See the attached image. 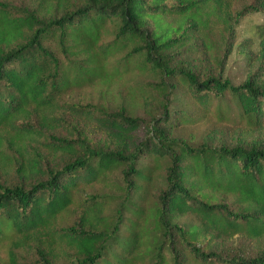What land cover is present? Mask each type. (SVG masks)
<instances>
[{
  "label": "trees",
  "instance_id": "16d2710c",
  "mask_svg": "<svg viewBox=\"0 0 264 264\" xmlns=\"http://www.w3.org/2000/svg\"><path fill=\"white\" fill-rule=\"evenodd\" d=\"M33 1L29 7L0 0V243L9 240L8 264H22L18 251L33 248V264H131L141 248L150 264H264V250L224 258L204 250L236 235L264 238V140L258 137L264 65L233 83L222 70L201 75L185 64L186 54L208 55L223 68L218 51L224 58L231 53L240 20L263 11L264 0L237 11L235 0ZM107 24L113 37L102 42ZM215 29L218 41L211 38ZM50 40L63 58L45 43ZM254 41L262 62L263 28L252 29L237 48L250 58ZM119 52L116 72L122 64L159 77L157 97L145 99L148 118L124 107L62 100ZM178 86L207 111L243 124L242 138L212 144L173 136L195 120L171 107ZM92 123L105 140L90 137L85 127ZM118 167L128 198L144 193L163 170L153 204L145 208L141 196L106 216L111 197L87 195L78 201V222L59 224L83 186ZM128 208L145 225L125 219Z\"/></svg>",
  "mask_w": 264,
  "mask_h": 264
},
{
  "label": "rangeland",
  "instance_id": "374dc122",
  "mask_svg": "<svg viewBox=\"0 0 264 264\" xmlns=\"http://www.w3.org/2000/svg\"><path fill=\"white\" fill-rule=\"evenodd\" d=\"M6 1L14 5L22 4L29 7L35 5L33 0ZM249 2L250 0H235L232 3V10H240ZM112 28V24L106 25L105 31L101 34L102 42L112 39ZM238 28L237 42L233 45L232 51H230L231 53L224 58L223 55L225 52L222 51V49L218 51L220 55L219 62L222 64L223 68H219L218 66L221 65H219L213 57L208 55L201 56L200 58L186 54L185 64L189 65L192 70L201 75L218 73L222 70L223 77L229 78L233 83L242 82L247 74L258 69L260 64L264 65V57L261 62L260 52L255 41L251 45V50H253V52L250 58H246L245 53L238 50L237 43L250 37L252 29H264V10L261 12H251L245 15L242 20H240ZM219 30L215 29L213 31L211 34L212 40H219ZM55 42V40H50L45 43L63 58L59 53ZM122 54L123 52H119L115 54V56H111L105 70L100 72V74L93 76L89 83L80 86L73 85L69 88L62 96V100L75 104H92L106 108L110 111L118 109L119 107H124L131 114L148 118V113L151 110H148V102H146L145 99L152 98L154 95L157 97L153 85L154 83L159 82V77L150 70H140L133 66L125 67L122 64L116 72V67L114 68V66ZM69 57L72 56L69 55ZM259 76L264 80V66L259 69ZM183 95L184 91L178 86L176 92L174 91V95L171 98V107L176 106L180 107L182 110H186L195 117V120L190 124L180 125L174 129L172 133L173 136L186 141H208L212 144H220L223 142L233 143L237 137L240 139L242 138V134L238 129L245 130L243 124L234 123L233 125L231 122L220 117L215 111H207L197 102H193ZM85 129L95 141H102L106 137V133L95 123L89 124ZM245 134L247 139H250L253 136L246 131ZM258 137L264 140V129L260 131ZM56 159L57 157L53 160L56 161ZM59 159H62V157H58V160ZM149 162L153 164L150 159ZM163 176V170L156 171L153 175V179L150 180L151 183L146 186L144 193L142 191L136 193L133 192L131 198H128L125 196L122 189L124 186L122 167L115 168L108 172L104 177L92 181L87 186H83L82 189L75 194V202L60 216L58 222L63 226L71 225L75 221L78 222L77 215L79 212L81 213L82 209V207L78 206V201L81 198L92 194L111 197V204L107 206L104 213L106 216L114 214L115 209L122 201L124 202V206L127 205L128 207H133L131 200L136 201V199L141 196V205L147 208L150 204L154 203L156 193L164 186ZM124 216L125 219H128L129 221L130 219H133L144 225L146 223L145 219L138 220L136 218L137 216L130 211L129 208L124 211ZM109 217H106L105 220H109ZM9 247V240L5 239L0 243V264L9 263ZM204 250L218 253L223 258L241 254L249 257L264 250V238L252 240L236 235L232 238L225 239L222 242H214L212 246L209 248L206 247ZM17 257L19 263L33 264L37 255L34 248L32 250L20 249ZM131 259V264H150L151 257L148 253L144 252V248H141L139 253ZM194 264L201 263L194 262Z\"/></svg>",
  "mask_w": 264,
  "mask_h": 264
}]
</instances>
